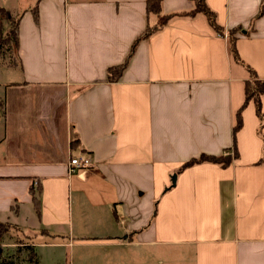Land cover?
<instances>
[{
    "label": "crops",
    "instance_id": "0c3cea01",
    "mask_svg": "<svg viewBox=\"0 0 264 264\" xmlns=\"http://www.w3.org/2000/svg\"><path fill=\"white\" fill-rule=\"evenodd\" d=\"M207 2L224 35L198 15L145 36L157 22L146 0L5 6L19 20L21 81L0 82L17 88L0 98V218L26 235L27 225L57 264H264V92L263 116L254 99L243 107L251 70L264 80V0ZM161 5L176 13L194 1ZM23 87L51 93L34 108L29 94L15 99ZM81 153L91 166L70 173ZM202 153L231 162L182 167ZM37 232L51 240L35 243Z\"/></svg>",
    "mask_w": 264,
    "mask_h": 264
},
{
    "label": "trees",
    "instance_id": "16d2710c",
    "mask_svg": "<svg viewBox=\"0 0 264 264\" xmlns=\"http://www.w3.org/2000/svg\"><path fill=\"white\" fill-rule=\"evenodd\" d=\"M194 5L191 9L183 10L176 13H163L161 0H146L147 5V12L149 14H155L157 16V22L154 25H149L145 36H150L154 32L162 29L174 16L176 17H195L198 15H203L206 17L207 21L209 22L210 26L217 32L224 35V27L219 23L217 18V13L209 6L207 0H193ZM8 21L7 27L9 26V33L4 32L5 25ZM18 18H13L10 11L5 7H0V49L2 50L3 47L6 45L9 46L11 49L14 48V52L18 47ZM235 30L232 29L228 32L229 38V47L231 52L233 53L234 57L239 60L236 44H235ZM13 45V46H12ZM13 52V53H14ZM124 65L119 64L115 66H111L108 69V76L110 80H118L121 76L123 71ZM264 92V80H261L257 77L254 70H251V79L247 81L246 84V98L245 103L243 105L246 106L249 100L254 99L257 102V111L260 116H263L260 104H259V96L261 93ZM242 125V116H241V109L237 113V123L234 127L235 131L238 130ZM214 162L219 163L221 165H228L231 162L230 155H213L202 153L199 157H194L186 162L182 167H187L196 163L200 162ZM31 193L33 196V200L37 207V216L40 218L41 209H40V198H39V191L36 190L35 187H31ZM16 227V228H15ZM17 229L19 233L21 228L9 220H0V257H2V247L4 246L5 237H9L13 230ZM16 231V230H15ZM19 244V243H18ZM20 245L26 246L25 249L28 253L27 259L30 263H38L37 253L35 251L34 245L31 243H24L20 242ZM20 250V249H19ZM0 264H20L16 259H10L8 262H2Z\"/></svg>",
    "mask_w": 264,
    "mask_h": 264
},
{
    "label": "rangeland",
    "instance_id": "374dc122",
    "mask_svg": "<svg viewBox=\"0 0 264 264\" xmlns=\"http://www.w3.org/2000/svg\"><path fill=\"white\" fill-rule=\"evenodd\" d=\"M20 1H24V0H20ZM8 4L10 3V0H0V7H5L8 6ZM8 9V8H7ZM11 13V15L13 16V18H18L17 14H13L14 11L11 12L10 8L8 9ZM218 14V13H217ZM219 16V15H218ZM219 18V17H218ZM6 23L5 25V29L4 32L9 33V26L7 27V24L9 23L8 21H4V23ZM13 46V45H12ZM14 47V46H13ZM12 47V49L6 45L3 47V49H0V82H5L8 84V82H16L18 83L19 81H21V71L19 68H16V66H19V60L17 58V53L14 52V48ZM14 52V53H13ZM10 66V67H9ZM5 83H2V88L0 87V98H12L14 95H17V92H15V90L17 88H9L7 89V91H3L5 90V87L8 88L7 85H5ZM17 85V84H14ZM25 88V87H23ZM51 92H44L43 95H38L36 93H34V91H29L28 88L25 89H21V96L23 98L18 99L15 98L16 100H23L27 98L28 100H30L35 108V103L36 101H42L43 100V96L46 95V98L48 100V94H50ZM1 101V100H0ZM10 101V100H8ZM2 107L0 105V113H2ZM50 129H53V127H51ZM1 131V130H0ZM12 135V134H11ZM13 137V136H12ZM14 139V138H13ZM15 141H17V136L14 139ZM13 144L12 141L10 139V137L6 138L3 143H2V148H4V156L5 157H10V152H7V149H9L10 147L12 148ZM43 147V146H41ZM44 148V147H43ZM43 148H39L37 149V151L39 153H43L44 149ZM53 153H55V151L53 149H51ZM33 157V155L31 154V156H24V158H31ZM0 158L2 159V157L0 156ZM38 158H46L45 155H39ZM20 203V202H19ZM0 219H6V218H0ZM25 227V226H24ZM16 228V227H15ZM16 230V231H15ZM11 232V234H9V237H5V242H4V246L2 247V257H0V263L4 262H8L10 259H16L18 261V263H25V264H29L30 262L27 259V251L25 249L26 246L20 245V242H24V243H30V240H32L31 236L32 233L34 232L33 230L29 229L26 225L24 231L28 233V235H26L23 231L18 232L17 229H15ZM22 230V229H21ZM36 232V231H35ZM31 234V235H30ZM30 235V236H29ZM33 240L35 243L39 244L44 242V240L49 241L51 240L50 237H45L44 235L40 234L37 232V234L35 236H33ZM19 243V244H18ZM8 244V245H7ZM20 249V250H19ZM35 250L37 253H39V261L41 263H51V264H57V259H55V256L53 255V252L51 251L50 248L44 246V245H38L35 247ZM62 256H64L67 259V262L70 261V252L69 250H67V252L62 251L61 252ZM68 264H70V262H68Z\"/></svg>",
    "mask_w": 264,
    "mask_h": 264
},
{
    "label": "built area",
    "instance_id": "2783aa9c",
    "mask_svg": "<svg viewBox=\"0 0 264 264\" xmlns=\"http://www.w3.org/2000/svg\"><path fill=\"white\" fill-rule=\"evenodd\" d=\"M91 159L85 153L70 158L68 168L70 173H75L81 169L91 166Z\"/></svg>",
    "mask_w": 264,
    "mask_h": 264
}]
</instances>
